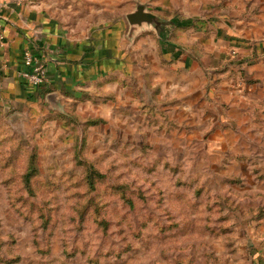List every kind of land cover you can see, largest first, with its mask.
Segmentation results:
<instances>
[{"label": "rangeland", "instance_id": "1", "mask_svg": "<svg viewBox=\"0 0 264 264\" xmlns=\"http://www.w3.org/2000/svg\"><path fill=\"white\" fill-rule=\"evenodd\" d=\"M137 3L144 0H117L118 16ZM233 49L209 53L222 66L209 79L240 71L230 68ZM137 103L124 129L90 128L82 149L76 137L51 141L0 117V264H246L251 251L264 256V181L255 171L264 176V135L254 163L227 165L205 133L193 138L173 128L168 112L154 106L144 116V100ZM75 120L68 124L79 131ZM89 163L105 174L93 186Z\"/></svg>", "mask_w": 264, "mask_h": 264}, {"label": "crops", "instance_id": "2", "mask_svg": "<svg viewBox=\"0 0 264 264\" xmlns=\"http://www.w3.org/2000/svg\"><path fill=\"white\" fill-rule=\"evenodd\" d=\"M144 3L172 21V41H161L147 26L143 36L138 29L129 37L126 15L135 8L118 16L117 0H0V117L20 120L23 131L50 133L51 141L61 135L72 144L76 137L80 147L83 137L89 143L90 128L120 132L134 104L144 100V116L155 106L170 114L174 129L186 128L193 138L205 133L222 156L227 153V165L254 163L260 147L252 149L264 135V0ZM216 5L220 13L211 12ZM227 48L238 55L230 68L240 71L209 79V70L221 66L209 53ZM27 50L46 66L41 86L18 74ZM70 118L80 121L79 131ZM91 120L102 122L88 125ZM253 260L264 264L256 250L245 262Z\"/></svg>", "mask_w": 264, "mask_h": 264}, {"label": "water", "instance_id": "3", "mask_svg": "<svg viewBox=\"0 0 264 264\" xmlns=\"http://www.w3.org/2000/svg\"><path fill=\"white\" fill-rule=\"evenodd\" d=\"M127 21L130 25L128 33L132 37L138 29L144 27L153 28L161 41L166 40L167 26L172 21H164L158 18L153 13L149 12L145 3H137L135 9L126 15Z\"/></svg>", "mask_w": 264, "mask_h": 264}, {"label": "built area", "instance_id": "4", "mask_svg": "<svg viewBox=\"0 0 264 264\" xmlns=\"http://www.w3.org/2000/svg\"><path fill=\"white\" fill-rule=\"evenodd\" d=\"M24 68L18 72L24 82L30 86L38 87L47 80V70L44 62L30 51L22 55Z\"/></svg>", "mask_w": 264, "mask_h": 264}, {"label": "trees", "instance_id": "5", "mask_svg": "<svg viewBox=\"0 0 264 264\" xmlns=\"http://www.w3.org/2000/svg\"><path fill=\"white\" fill-rule=\"evenodd\" d=\"M253 45H256V44H253ZM258 46L260 45V47H258L259 49H262V46H261V43L260 44H257ZM256 47V46H255ZM183 49V47H181ZM181 53H184V51H181ZM64 119H67L65 117H63ZM73 120H75V118H72ZM99 122H102V120H91V121H88V125H92V124H97ZM84 137L82 139V142H81V146L79 147L80 149L83 148L84 146ZM78 140V139H77ZM33 165V163H31ZM29 171L25 173L24 175V182L25 183H28L29 182V179L30 177L32 176V170H34L33 166H29ZM88 170H89V173L87 175V182L89 183V185L93 186V178L94 177H102L104 178L105 177V174L100 172L99 169L96 168V166L94 165V163H89L88 164ZM116 189V188H115ZM253 264H259L258 260L255 261L253 260Z\"/></svg>", "mask_w": 264, "mask_h": 264}]
</instances>
